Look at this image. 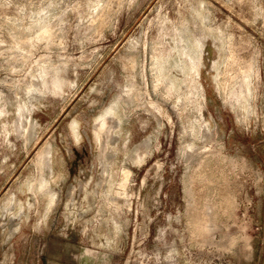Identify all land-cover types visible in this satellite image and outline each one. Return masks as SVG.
Wrapping results in <instances>:
<instances>
[{
  "label": "rangeland",
  "instance_id": "rangeland-1",
  "mask_svg": "<svg viewBox=\"0 0 264 264\" xmlns=\"http://www.w3.org/2000/svg\"><path fill=\"white\" fill-rule=\"evenodd\" d=\"M0 110V264H264V0H0Z\"/></svg>",
  "mask_w": 264,
  "mask_h": 264
},
{
  "label": "bare ground",
  "instance_id": "bare-ground-1",
  "mask_svg": "<svg viewBox=\"0 0 264 264\" xmlns=\"http://www.w3.org/2000/svg\"><path fill=\"white\" fill-rule=\"evenodd\" d=\"M41 32H43V31H41ZM45 32H46V30H45ZM44 33V32H43ZM42 34V33H41ZM45 34V33H44ZM42 37V36H41ZM187 57H189L190 58V60L191 61H193L192 59H191V57L187 54ZM193 63V62H192ZM55 81V83H54V88L55 89H59L60 88V85H61V83H60V81H58L57 79H55L54 80ZM1 111V110H0ZM113 112V108H109L106 112H105V114H107V113H112ZM108 115V114H107ZM105 117V116H104ZM104 117H101V119H100V121H99V126H100V129L102 128V127H104V125L106 124V119L104 118ZM77 125H76V123H73V125H72V130H73V133H74V135L76 136V137H78V133H77V127H76ZM101 134V133H100ZM101 140V139H100ZM146 146V145H145ZM145 148V147H144ZM148 149V148H147ZM43 150V149H42ZM141 150V149H140ZM143 151V150H142ZM39 152V151H38ZM37 152V153H38ZM141 153V152H140ZM145 153V152H144ZM136 154V153H135ZM55 155V154H54ZM43 156H42V153H38V156H37V162H40L41 161V158H42ZM133 158H134V156H133ZM142 158V157H141ZM137 159V158H136ZM140 160V159H139ZM58 161V160H57ZM39 179V178H38ZM42 180V179H41ZM44 181V184H42V186H44V187H46L47 185H48V183H49V181L48 180H43ZM33 192V191H32ZM49 192V191H48ZM49 196V199H50V203H53V197L55 196L53 193L52 194H49L48 195ZM57 202V201H56ZM56 205V204H55ZM56 207V206H55ZM54 209V208H53ZM55 210V209H54Z\"/></svg>",
  "mask_w": 264,
  "mask_h": 264
}]
</instances>
